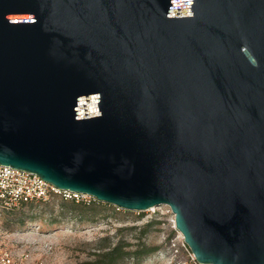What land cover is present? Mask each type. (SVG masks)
<instances>
[{"label":"water","instance_id":"95a60500","mask_svg":"<svg viewBox=\"0 0 264 264\" xmlns=\"http://www.w3.org/2000/svg\"><path fill=\"white\" fill-rule=\"evenodd\" d=\"M0 165L264 264V0H0Z\"/></svg>","mask_w":264,"mask_h":264},{"label":"rangeland","instance_id":"374dc122","mask_svg":"<svg viewBox=\"0 0 264 264\" xmlns=\"http://www.w3.org/2000/svg\"><path fill=\"white\" fill-rule=\"evenodd\" d=\"M63 202L73 204L58 195L46 202L0 208V252L19 264H93L98 246L122 243L125 251L154 250L115 264H194L172 216L164 210L150 215L113 212V206L90 198L74 203L70 211L61 208Z\"/></svg>","mask_w":264,"mask_h":264},{"label":"built area","instance_id":"2783aa9c","mask_svg":"<svg viewBox=\"0 0 264 264\" xmlns=\"http://www.w3.org/2000/svg\"><path fill=\"white\" fill-rule=\"evenodd\" d=\"M58 195H61L64 201H74L76 203L86 202L91 198L79 193L61 191L34 174L0 165L1 209L8 210L18 205L46 202L49 198ZM158 209L164 210L166 214L172 216V224L174 226V215L168 207H153L145 212V214H155ZM116 210L120 209L116 208ZM192 259L194 264H197L194 258ZM0 264L19 263L14 262L8 253L0 252Z\"/></svg>","mask_w":264,"mask_h":264},{"label":"trees","instance_id":"16d2710c","mask_svg":"<svg viewBox=\"0 0 264 264\" xmlns=\"http://www.w3.org/2000/svg\"><path fill=\"white\" fill-rule=\"evenodd\" d=\"M73 204H68L67 202H63L61 203V208H65L67 210L70 211H74L75 210V206L74 201H72ZM96 204L100 205L99 202H95ZM78 204V203H76ZM109 206V205H107ZM112 210L114 212V210H116L115 207H112ZM149 226H146L145 228H148ZM126 247L125 244L122 243H118L117 245H115L114 247H110V245L107 244H102L100 246H98L97 250H99L100 252L96 255V259L94 260L93 264H115V262L117 260L123 259V258H127L129 256H133V257H139V255H143V254H147L151 251H153L154 249H145L143 246V248H141L142 250H135L134 252H130V251H125L124 248ZM141 247V246H140Z\"/></svg>","mask_w":264,"mask_h":264}]
</instances>
